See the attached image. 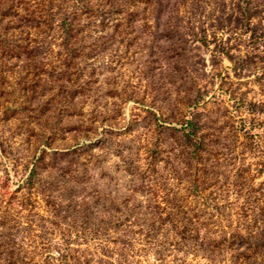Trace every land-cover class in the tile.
<instances>
[{"label":"rangeland","instance_id":"obj_1","mask_svg":"<svg viewBox=\"0 0 264 264\" xmlns=\"http://www.w3.org/2000/svg\"><path fill=\"white\" fill-rule=\"evenodd\" d=\"M0 264H264V0H0Z\"/></svg>","mask_w":264,"mask_h":264}]
</instances>
